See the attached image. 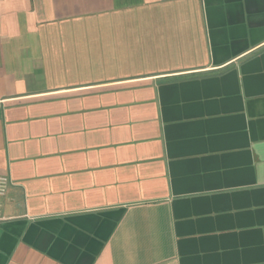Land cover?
Returning a JSON list of instances; mask_svg holds the SVG:
<instances>
[{
    "label": "crops",
    "instance_id": "crops-1",
    "mask_svg": "<svg viewBox=\"0 0 264 264\" xmlns=\"http://www.w3.org/2000/svg\"><path fill=\"white\" fill-rule=\"evenodd\" d=\"M0 264H264V0H0Z\"/></svg>",
    "mask_w": 264,
    "mask_h": 264
},
{
    "label": "built area",
    "instance_id": "built-area-1",
    "mask_svg": "<svg viewBox=\"0 0 264 264\" xmlns=\"http://www.w3.org/2000/svg\"><path fill=\"white\" fill-rule=\"evenodd\" d=\"M9 185H10L9 177L5 175H0V196H3L7 193Z\"/></svg>",
    "mask_w": 264,
    "mask_h": 264
}]
</instances>
